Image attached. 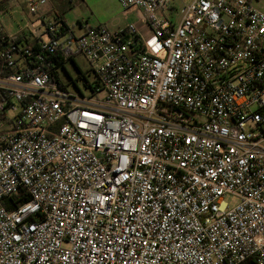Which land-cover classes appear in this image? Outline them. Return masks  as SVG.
<instances>
[{"label": "built area", "instance_id": "obj_1", "mask_svg": "<svg viewBox=\"0 0 264 264\" xmlns=\"http://www.w3.org/2000/svg\"><path fill=\"white\" fill-rule=\"evenodd\" d=\"M254 1L119 0L150 37L54 21L37 49L0 20V264H264ZM76 54L88 99L53 80Z\"/></svg>", "mask_w": 264, "mask_h": 264}, {"label": "rangeland", "instance_id": "obj_2", "mask_svg": "<svg viewBox=\"0 0 264 264\" xmlns=\"http://www.w3.org/2000/svg\"><path fill=\"white\" fill-rule=\"evenodd\" d=\"M28 2L29 0H5L0 4V20L5 26L7 32L13 37L31 32V27H35V25L41 27L42 31L45 32L46 24L48 22L55 21L54 12L44 14L42 12V8L39 7L37 13L34 14L30 11ZM254 4L264 11V0L255 1ZM47 5L48 7L53 5L57 9L67 8L70 6V0H47L45 6ZM136 11V9L124 10V14L126 13V17H128V19L125 17L122 18L121 25L127 26L133 23V21L137 19V16L133 13ZM77 12L67 10L65 12V17L67 19L68 26L72 29V31H74L73 33L80 36L86 31L80 27L79 21L77 20ZM44 35L45 41H48L49 36L47 33H44ZM147 37H150V34L147 35ZM65 67V69L60 71V76L62 81L67 85L69 91L78 96H84L87 99L92 97V89L90 87H86L85 80L79 77L80 73L83 72L87 76L90 83L95 84L97 82V77L86 58L81 54H76L73 60L66 63ZM105 96L106 92L103 90L99 94V98H103ZM226 201L231 207L240 203V200L232 195H229L226 198Z\"/></svg>", "mask_w": 264, "mask_h": 264}, {"label": "crops", "instance_id": "obj_3", "mask_svg": "<svg viewBox=\"0 0 264 264\" xmlns=\"http://www.w3.org/2000/svg\"><path fill=\"white\" fill-rule=\"evenodd\" d=\"M41 8L44 14L54 12V20L64 22L71 32L74 31L68 26L65 17V12L67 10L74 12L79 11L77 12V20L79 21L80 27L85 29V31L100 26H106L111 31H119L128 26L121 25L122 18L125 17L128 19V17H126V13L124 14V9L119 0H70V6L67 8L57 9L53 5H51V7L43 5ZM133 13L137 16V19L131 24H137L140 32L147 37L148 31L146 30V25L142 21V13L138 10ZM31 30L32 31L27 34L25 33L14 37L25 44L34 43L35 45H40L42 42H48L50 40V35L46 30L43 32L41 27L35 25V27H31ZM44 33H47L49 36L48 41H45Z\"/></svg>", "mask_w": 264, "mask_h": 264}, {"label": "trees", "instance_id": "obj_4", "mask_svg": "<svg viewBox=\"0 0 264 264\" xmlns=\"http://www.w3.org/2000/svg\"><path fill=\"white\" fill-rule=\"evenodd\" d=\"M61 24L63 25V28H64L65 30H69L68 27H67V25H66L64 22L61 21ZM30 45H32L35 49H37L38 46H39V45H35L34 43H31ZM65 68H66V67H65ZM65 68H64V69H65ZM79 77H80V78H83V79L85 80V85H86V87H90V88L92 89V92H93V90L95 89V86L98 85V82H96L95 84L90 83V82L88 81V79H87V76H86L83 72L80 73ZM53 80H56V81L60 82L61 85L63 86V88L66 89L67 85H66V84L64 85V82H63L62 79H61L60 73L55 72V73L53 74ZM18 201H19V202H22V195H21V194H20L18 197H16V198H12V199H11V201L8 203V206H7L8 209L12 210V209H13V205H12V203H13V204H16V203H18Z\"/></svg>", "mask_w": 264, "mask_h": 264}]
</instances>
